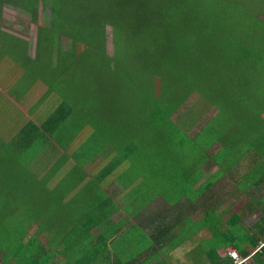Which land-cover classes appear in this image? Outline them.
<instances>
[{
  "label": "trees",
  "instance_id": "obj_1",
  "mask_svg": "<svg viewBox=\"0 0 264 264\" xmlns=\"http://www.w3.org/2000/svg\"><path fill=\"white\" fill-rule=\"evenodd\" d=\"M200 1L0 0V22L3 6L10 5L27 12L31 23L38 25L41 18L44 24L37 26L33 56L29 54L27 41L0 26V62L6 59L11 67L23 68L29 81L27 89L32 92L37 80L41 81L47 90L41 91L40 97L52 92L59 94L43 120L37 123L24 115L12 127L15 131L8 134L4 129L9 116L4 111L13 108L3 100L0 102L3 157L8 154L4 146L52 141L78 146L80 151L75 155L83 162L106 145L119 151L141 147L139 153L144 156L149 149L151 154L160 155L164 179H168L178 157L183 154L181 158L185 160V152L178 155L182 148L193 147L191 164L197 159L196 146L202 134L206 137L208 133L204 144L219 141L224 145L219 138L224 136L226 121L218 122L217 118L229 111L231 103L235 109L240 105L239 100H232L230 91L244 83L248 85L253 79L242 76L237 69L240 60H248L253 47L247 45V39H239L242 25L232 14L224 18L218 3H250V0H207L216 3L211 13L204 8L193 11L190 3ZM46 9L48 19L44 17ZM107 27L111 53L106 47ZM258 63L263 64L261 59ZM247 64L254 65V74L264 70L258 64ZM28 74L37 78L31 79ZM193 91L198 92L199 98L193 105L203 99L206 105L214 103L217 112L210 117L209 128L191 136L171 116ZM193 105L185 114V124L193 118ZM209 108L206 106L194 117L199 118ZM138 110L144 115L142 125L137 121ZM241 115L244 120L248 116ZM86 127L93 128L92 138L78 142V135ZM213 134L219 135L218 139L212 138ZM7 167L1 166L4 173L0 170L1 176H5L1 177L4 196L16 191V186L27 179L11 180L13 174ZM212 234L227 239L235 235L232 231ZM216 248L210 249L211 264H235L228 256L218 257ZM237 250L242 255L247 253L239 247Z\"/></svg>",
  "mask_w": 264,
  "mask_h": 264
},
{
  "label": "crops",
  "instance_id": "obj_2",
  "mask_svg": "<svg viewBox=\"0 0 264 264\" xmlns=\"http://www.w3.org/2000/svg\"><path fill=\"white\" fill-rule=\"evenodd\" d=\"M3 102L19 106L11 97ZM259 103V110L247 112L243 151L223 149L218 141L202 144L198 165L187 163L194 157L187 151L186 162L180 155L164 181L156 178L161 167L147 174L113 145L87 162L75 155L80 149L74 144H12L4 146L5 157L0 145V170L7 165L11 180L38 183L53 205L46 215L35 211L32 200L28 208L27 199L20 216L13 206L0 209V264H157L164 258L167 264H196L191 250L200 251V264H211V248H204L210 239L218 240V257L231 258L228 251L234 249L245 263H264V99ZM28 118L35 122L38 117ZM211 118L203 121V130ZM221 150L226 154L218 160ZM1 171L0 203L7 198L18 203L13 192H1ZM213 231L235 235L215 238Z\"/></svg>",
  "mask_w": 264,
  "mask_h": 264
},
{
  "label": "rangeland",
  "instance_id": "obj_3",
  "mask_svg": "<svg viewBox=\"0 0 264 264\" xmlns=\"http://www.w3.org/2000/svg\"><path fill=\"white\" fill-rule=\"evenodd\" d=\"M215 0H212L214 2ZM193 6V11L196 12V9L194 8H204L205 10H209V13L213 11L214 4L216 3H210L207 0H202L198 3H190ZM213 4V5H212ZM3 12H2V20L0 22V26L2 29H4L7 32H10L12 35H15L21 39H24L28 42V48H29V54L31 56L35 53V43H36V33H37V26L38 25H44L43 21H41V18H39L38 25L31 23L30 17L27 12L20 10L18 8H14L10 5H4L3 6ZM218 10L223 13V17L227 19L228 14L233 15V19L237 20L242 26L239 28L240 33L242 36L240 38L247 39V45H252V49L250 50L251 55H249L248 60L240 62L237 65V69L242 73L241 75L248 76L253 78L251 82H249L248 85L242 84V86H239L238 88L234 87V89H231L230 96L232 100L236 99L239 100L240 105L238 107L233 108V105L231 103V108L229 107V111L226 113H222V115L217 118L218 122L221 120L226 121V129L224 130V136L219 138L224 140V145H222L221 142L219 144L222 145L223 149H236L238 151H243L247 147V132L243 129L245 120L242 118V115H247V112L252 109V112L259 110L261 108V104L259 103L262 99H264V70L260 73L254 74L252 66L249 65V63H255L258 64L260 67H264V0H250V3H218ZM48 10L46 9L44 11V17L48 19ZM211 20H214V18H211ZM210 20H205L206 23H208ZM220 22V21H219ZM216 32V31H215ZM246 35H248V38H246ZM65 43L64 39H62L61 44ZM106 47L108 53H111V43L109 38V29L107 27V42ZM263 62V64L258 63L259 60ZM244 70H242V68ZM245 68H247L245 70ZM238 71V72H239ZM30 76V74H28ZM30 78H37V76H30ZM38 83L36 86V89L33 88L34 91H36L35 95H40L41 91H46L45 87L42 86V82L37 80ZM36 81V82H37ZM28 76L27 73L24 72L23 68L18 67H12L10 66V63L6 59L2 60L0 62V102L5 97H11L13 98L18 104L16 108L6 110L4 112L8 113L5 129L8 134L9 132L15 131L12 127L16 126L15 123H17L24 115H32L34 114L35 117H38L35 119L39 122L43 120L47 114L52 110V105L54 102H57L58 96L55 92L52 93H46V97H34L32 90H28ZM41 82V83H40ZM157 83V82H156ZM4 95V96H3ZM59 95V94H58ZM178 94H175L176 97ZM198 92L193 91L189 95H187L184 102L181 104V106L178 108V110L171 116V118L182 125L184 127V130L189 134L192 135L196 131L202 130L201 126L205 119L210 118L213 116L215 112H217L216 106L213 104L206 105V100H203L199 102V104L193 105L198 97ZM245 97V99L243 98ZM239 98V99H238ZM210 100H213L212 97H210ZM36 103V104H35ZM28 104V105H27ZM1 105V103H0ZM194 109L192 113V119L189 120L188 123L185 124V114L188 112V107L192 106ZM206 106H209L210 108L204 112L199 118H195L199 111H204L206 109ZM6 106H4L5 109ZM215 107V108H214ZM250 107V109H249ZM235 110H240L239 112H236ZM184 114V115H183ZM138 115H140L138 110ZM42 118L40 119V117ZM144 115H140L137 119L138 124L140 125L143 123ZM3 121H0V125ZM199 128V129H198ZM198 129V130H197ZM9 131V132H8ZM93 132L92 127H86L84 130L80 132V134L77 137L78 142L80 141H86L88 139H91L90 136ZM196 132V133H197ZM14 133V132H13ZM4 134V133H1ZM217 134H213L212 138L218 139L219 135L215 136ZM208 136V133L206 137ZM205 134H202L200 136L199 142L197 144V150L200 151L202 148V144L205 142ZM238 140V141H237ZM140 143H143V139L140 141ZM192 144V143H190ZM141 145V144H140ZM205 145V144H204ZM217 147V145H216ZM149 148V147H148ZM207 148V146H205ZM193 147H185L181 149V152H179L178 155L185 152V155H187V151H191ZM142 150L141 147L133 149V150H127V157L129 161L132 163L131 166H134L138 164L141 167L144 166L147 174L152 172V169H157L161 167L164 164V161L161 160L160 155L156 156L153 152L151 154V149H149L147 152V156L142 155L139 153ZM143 153V151H142ZM177 152H174L173 155H176ZM226 153L224 151H219L217 159L221 160L223 159V155ZM140 155H142V159H140ZM199 153V158L192 161L194 165H198L199 161L201 159ZM183 157V154L181 155ZM228 156V155H227ZM226 156V157H227ZM234 157V156H233ZM141 164H139V160ZM185 161V160H183ZM230 161H232V158H230ZM186 162V161H185ZM190 163V162H187ZM183 164V163H182ZM248 164V163H247ZM159 170V169H158ZM187 170H190L187 169ZM234 170V169H233ZM193 171V178L197 177L198 174V168ZM254 174V171L252 170V175ZM220 175L219 171L214 172L215 177H218ZM164 174L162 172V169L156 175V178L158 180L162 181L164 179ZM164 181V180H163ZM165 183H163V186ZM13 196L16 198H19L18 203L14 201H9L8 198L4 200V202L0 203V209L2 211H5V207L8 205L13 206L16 208V215L20 216L26 211L27 203H25V200L28 201V208L30 207V201L32 200L34 209L38 214L46 215L48 212L47 210H50L53 208V205L48 202V197L41 192L39 189V184H29V181L27 184L21 183L20 185L16 186V191L13 192ZM236 203L233 202V204L230 207V210H235L237 207L235 205ZM27 208V209H28ZM54 210V209H53ZM61 234V232H60ZM219 240H222V238H218ZM216 239H210L209 241H206L204 243V248L208 247L211 248L213 246H216L217 244ZM222 253V251L220 252ZM200 254V251H193L191 250L190 255L196 257V264H200V261L197 260V256ZM164 261H169L168 259H161L158 264H167Z\"/></svg>",
  "mask_w": 264,
  "mask_h": 264
},
{
  "label": "built area",
  "instance_id": "obj_4",
  "mask_svg": "<svg viewBox=\"0 0 264 264\" xmlns=\"http://www.w3.org/2000/svg\"><path fill=\"white\" fill-rule=\"evenodd\" d=\"M261 245H263V244H261ZM261 245H260V246H261ZM228 254H229L230 257L233 259V261H234L235 264H240L241 262H244V261L246 260L245 257H241V256L238 254V252H237L236 250H234V249H230V250L228 251Z\"/></svg>",
  "mask_w": 264,
  "mask_h": 264
}]
</instances>
